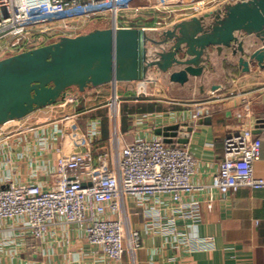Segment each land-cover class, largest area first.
Returning <instances> with one entry per match:
<instances>
[{
	"label": "crops",
	"instance_id": "crops-1",
	"mask_svg": "<svg viewBox=\"0 0 264 264\" xmlns=\"http://www.w3.org/2000/svg\"><path fill=\"white\" fill-rule=\"evenodd\" d=\"M130 9L118 17V28L138 29L150 38L181 23L202 19L242 0H206L205 10L195 13V0H129ZM109 21L88 26L86 33L109 29ZM238 56L231 49H211L201 78H191L184 86L173 84L164 74L153 70L141 82L107 84L86 90L73 103L59 101L20 120L22 126L0 142V186L11 177L18 183L53 184V172L61 154L79 153L90 141L89 131L99 123L98 139L90 141L96 157L108 156L107 168L114 165L112 142L113 98L119 104L120 145L138 138L153 139L156 129L187 126L201 101L216 93L225 94L222 102L210 103L211 112L194 124L188 144L180 138L173 145H184L197 161L196 186L212 184L224 159V141L231 132L249 129L262 141L261 158L255 175L264 178V70L257 65L242 73ZM144 90V92H142ZM115 92V94H114ZM225 97V96H224ZM64 133L63 137L59 132ZM162 138V137H160ZM164 139V138H162ZM114 144V145H113ZM11 159L6 165L5 158ZM101 165L100 163L97 164ZM11 175V176H9ZM203 204V218L197 230L201 238H213V252L187 255L173 248L161 233L152 229L149 210L155 201L141 205L133 197L125 198L130 230L140 234V248L132 256L125 253L118 262H107L93 255L84 236L75 228L52 229L45 240L25 239L16 235L0 246V264H264V190L240 189L225 197L207 189L193 197ZM213 200L212 210L205 201ZM188 199V198H186ZM185 199V200H186ZM190 222L180 221V228L194 233ZM8 235H0V242Z\"/></svg>",
	"mask_w": 264,
	"mask_h": 264
},
{
	"label": "built area",
	"instance_id": "built-area-1",
	"mask_svg": "<svg viewBox=\"0 0 264 264\" xmlns=\"http://www.w3.org/2000/svg\"><path fill=\"white\" fill-rule=\"evenodd\" d=\"M205 1L195 0L193 11L203 12ZM128 9L129 0H0V60L86 34L88 26L94 23L109 21L118 28L119 14ZM80 98L81 94L71 95L65 101L73 103ZM224 98L225 94L211 93L191 114L189 123L196 124L209 116L208 104L222 102ZM109 106L115 144L113 168H107L106 154L96 157L93 152L90 141L99 136L96 122L90 128V141L84 151L58 157L51 187L22 184L11 177L3 179L0 235L7 234L8 238L4 236L0 246L10 243L16 235L42 241L54 228H75L84 236L93 255L118 262L125 253L133 256L140 248V234L130 230L125 211V198L133 197L141 205L155 201L156 207L149 210L148 216L152 229L161 233L173 248L187 255L213 252L214 239L197 234L203 204L193 197L207 189L222 197L243 188L264 190V178L255 175L262 141L249 129L228 134L224 159L212 184L196 186L192 179L197 161L186 146L168 145L160 137L138 138L132 144L120 145L117 98ZM18 121L0 127V142L12 136L7 125ZM59 134L64 135L61 130ZM10 163L11 159L6 157L5 164ZM205 205L212 210L213 200L209 198ZM180 221L190 222L194 233L183 231Z\"/></svg>",
	"mask_w": 264,
	"mask_h": 264
},
{
	"label": "water",
	"instance_id": "water-1",
	"mask_svg": "<svg viewBox=\"0 0 264 264\" xmlns=\"http://www.w3.org/2000/svg\"><path fill=\"white\" fill-rule=\"evenodd\" d=\"M211 49H231L242 73L254 65L264 70V0H242L224 15L177 24L160 40L138 29L112 27L3 58L0 127L88 89L141 82L153 70L184 86L204 76ZM193 128V123L174 125L154 134L168 145L178 137L188 144Z\"/></svg>",
	"mask_w": 264,
	"mask_h": 264
},
{
	"label": "rangeland",
	"instance_id": "rangeland-1",
	"mask_svg": "<svg viewBox=\"0 0 264 264\" xmlns=\"http://www.w3.org/2000/svg\"><path fill=\"white\" fill-rule=\"evenodd\" d=\"M87 30H88V28H87ZM87 30H86V31H87ZM71 92H72V94H73V93L75 92V90H71ZM114 94H115V92H114ZM113 99H114V98H113ZM205 99H207V97H206ZM119 105H121V104H119ZM22 125H23L22 122L20 123V122L18 121L17 123H12V124L7 125L6 128H9L8 131H12V130L19 129V126H22Z\"/></svg>",
	"mask_w": 264,
	"mask_h": 264
}]
</instances>
